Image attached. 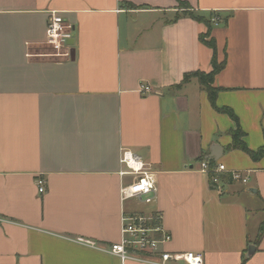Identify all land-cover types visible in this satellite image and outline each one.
Wrapping results in <instances>:
<instances>
[{"label": "crops", "instance_id": "crops-1", "mask_svg": "<svg viewBox=\"0 0 264 264\" xmlns=\"http://www.w3.org/2000/svg\"><path fill=\"white\" fill-rule=\"evenodd\" d=\"M181 1L189 8L0 0V264H140L76 243H117L122 212L133 214L120 199L134 180L120 175L123 151L155 179L157 197L139 212L162 215L168 252L264 264V158L231 148L238 129L249 150L264 147V0ZM53 12L72 27L69 58L44 52ZM192 16L219 19L211 39L226 64L211 87L237 120L213 108L197 78L184 82L212 71L207 28ZM202 162L249 181L221 174L218 191Z\"/></svg>", "mask_w": 264, "mask_h": 264}, {"label": "built area", "instance_id": "built-area-1", "mask_svg": "<svg viewBox=\"0 0 264 264\" xmlns=\"http://www.w3.org/2000/svg\"><path fill=\"white\" fill-rule=\"evenodd\" d=\"M215 23V22H214ZM218 25V21L215 23ZM73 41L72 27L66 23L62 15L53 12L50 14L46 28V48L51 53L48 56L56 58H69L71 55V42ZM141 93L151 94L149 86L142 85ZM121 164L126 171L121 177H133L131 184H122L120 199L124 205L131 200L150 205L157 197L158 189L153 175L140 161L138 156L123 151ZM201 169L212 175L210 181L222 191L221 174H225L231 181L247 184L248 176L243 172L227 171L224 166L211 169L208 163L203 162ZM37 187L40 194L45 193L46 181L38 178ZM161 214L144 215L141 213L126 214L122 212L120 218V239L117 243L100 245L92 240L79 238L76 243L82 247L100 251L118 257L123 262L133 261L140 264H203L202 257L194 253H172L166 250L172 237L163 228Z\"/></svg>", "mask_w": 264, "mask_h": 264}, {"label": "trees", "instance_id": "trees-1", "mask_svg": "<svg viewBox=\"0 0 264 264\" xmlns=\"http://www.w3.org/2000/svg\"><path fill=\"white\" fill-rule=\"evenodd\" d=\"M177 2H178V6L180 8H184V9L189 8V6L185 2H183L181 0H177ZM190 13L191 12H189V11L187 12V14H189V15H190ZM192 17L194 19H196L198 22L205 24V26L207 28V32L201 36V41L204 44H206L213 51V58H212V62H211L212 71L208 75H206L204 73H194V74L186 75L184 77V82H187L191 77L197 78L199 83L203 87L206 88V90L208 92V96H209V101H210L211 105L213 106V108H215L217 111L227 113L230 115V117L232 119L237 120L234 113L231 110L225 109V108L224 109H218L217 108V106H216L217 91L211 87V84L214 81L215 76L225 68V64H226L225 62L220 63V64L217 63L216 43L213 39H211V31L213 28L212 23L215 24L219 19L217 17L214 18V16L212 17V19H206L204 17H196V18L194 16H192ZM231 135L233 137V143L231 145V148L233 150H238V151L244 152L254 161H258V160L264 158V147L257 150V151L249 150L248 147L246 146V144L242 141L243 133L241 132L240 129L233 132ZM209 167L211 169H214L212 163L209 164ZM211 177H212V175H209V179ZM228 180L231 181L229 178H228ZM263 236H264V223L260 227L259 236H258L257 241L260 242V240L263 238ZM242 264H246V259L243 260Z\"/></svg>", "mask_w": 264, "mask_h": 264}, {"label": "rangeland", "instance_id": "rangeland-1", "mask_svg": "<svg viewBox=\"0 0 264 264\" xmlns=\"http://www.w3.org/2000/svg\"><path fill=\"white\" fill-rule=\"evenodd\" d=\"M44 52L51 53L49 49L45 48ZM129 183L132 182V179L130 178ZM149 205L143 204L138 202L137 200H131L125 203V209L127 210V213H140L139 210H142L143 207H148Z\"/></svg>", "mask_w": 264, "mask_h": 264}, {"label": "water", "instance_id": "water-1", "mask_svg": "<svg viewBox=\"0 0 264 264\" xmlns=\"http://www.w3.org/2000/svg\"><path fill=\"white\" fill-rule=\"evenodd\" d=\"M73 58H74V51H72V59ZM254 251H255V247H251L250 250H249V252H248V255L249 256L252 255Z\"/></svg>", "mask_w": 264, "mask_h": 264}]
</instances>
